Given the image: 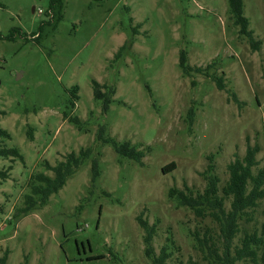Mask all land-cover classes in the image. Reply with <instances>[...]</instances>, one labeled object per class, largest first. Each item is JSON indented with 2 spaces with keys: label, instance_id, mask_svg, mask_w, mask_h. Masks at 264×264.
I'll use <instances>...</instances> for the list:
<instances>
[{
  "label": "rangeland",
  "instance_id": "rangeland-1",
  "mask_svg": "<svg viewBox=\"0 0 264 264\" xmlns=\"http://www.w3.org/2000/svg\"><path fill=\"white\" fill-rule=\"evenodd\" d=\"M243 16L257 49L239 34L227 0H0V129L10 137L0 142L21 156L0 158L8 173L0 178V258L151 264L140 217L154 229L155 255L169 247V264H220L209 208L197 214L176 197L202 194L209 175L221 197L228 164L248 145L258 148L253 172L264 167V0H243ZM182 53L188 67L210 66L206 76L185 73ZM93 81L113 91L105 110ZM75 117L81 129L68 121ZM100 128L141 151V161L98 139ZM86 149L90 156L56 194L12 218L32 174L52 176L44 163ZM171 162L175 170L164 174ZM238 227L233 246L261 234L264 199Z\"/></svg>",
  "mask_w": 264,
  "mask_h": 264
},
{
  "label": "trees",
  "instance_id": "trees-1",
  "mask_svg": "<svg viewBox=\"0 0 264 264\" xmlns=\"http://www.w3.org/2000/svg\"><path fill=\"white\" fill-rule=\"evenodd\" d=\"M60 0H52V6ZM229 11L234 17L235 24L239 27V34L247 37L248 42L255 47L259 48L260 43L254 42L252 32L248 30V19L243 16V0H227ZM53 8V7H52ZM126 44L121 46L118 50L115 58H119L124 51ZM180 67L185 73L189 74L190 71H195L206 76V69L191 68L186 66V58L184 53L180 56ZM210 77V75L208 76ZM216 80L215 78H213ZM216 84L219 89H223L222 81L216 80ZM94 92L93 98L96 102L102 104L103 110H105L111 101L113 91L104 86H100L97 82L92 83ZM105 88L103 92L102 89ZM75 98V97H74ZM191 118V117H190ZM68 121L76 125L79 129L82 128L78 118H69ZM103 129L100 128L98 139L102 142L113 143L114 150L120 156L127 157L130 160L140 162L143 153L132 147L129 142L123 144H116L109 138L103 137ZM9 135L0 129V139H9ZM258 148L248 145L246 147L245 155L242 159L236 158L233 162L227 166L229 177L227 182L221 189L222 196H217V183L218 179L214 175H209L207 186L202 194H198L195 197L191 195H185L182 192L177 193L176 202L178 205H185L195 211L197 214L203 213L206 208L208 209V215L213 217L218 225L220 232L222 254H216L217 260L220 264H236L242 262L246 264V260H250L252 264H264V227L261 234L257 233L245 234L240 241L239 246H233V240L239 233L238 221L242 217L248 215L249 210L255 209L259 202L264 199V167L253 172L256 167V154ZM91 154L90 149L80 150L78 154L74 152L67 154L64 159L58 162L55 166H50L48 163H44L46 171H50L52 176L42 172L34 173L30 176L27 189L28 193L23 198L24 206L15 210L12 218L27 215L34 208L43 206L48 198L56 194L66 183L67 179L75 172L83 161L87 159ZM0 158H11L13 161L15 158H21L17 150L13 148L2 147L0 142ZM11 168H8V171ZM175 170V164L171 162L169 165L162 168L164 174L170 173ZM210 172H212V166H209ZM93 178L98 176V169L96 161L92 163ZM7 171L0 172V178L5 179L7 177ZM173 193V192H172ZM225 200L229 203V209H224ZM206 207V208H205ZM202 208V209H201ZM140 227L144 230L145 236L143 242L145 245L144 254L151 261V264H169L170 258L169 247L167 245L160 249L158 255H155L152 247V239L154 235V229L149 226L146 221L140 217L137 218ZM171 244L172 241L168 240ZM233 251V253H231ZM103 256L89 257L88 260L102 259ZM7 252L0 258V264H7Z\"/></svg>",
  "mask_w": 264,
  "mask_h": 264
},
{
  "label": "water",
  "instance_id": "water-1",
  "mask_svg": "<svg viewBox=\"0 0 264 264\" xmlns=\"http://www.w3.org/2000/svg\"><path fill=\"white\" fill-rule=\"evenodd\" d=\"M32 11L34 12V9H32Z\"/></svg>",
  "mask_w": 264,
  "mask_h": 264
}]
</instances>
